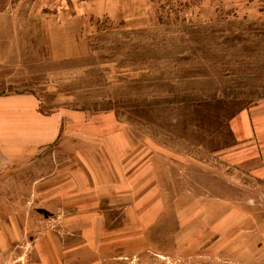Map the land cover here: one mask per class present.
<instances>
[{"label": "rangeland", "instance_id": "1", "mask_svg": "<svg viewBox=\"0 0 264 264\" xmlns=\"http://www.w3.org/2000/svg\"><path fill=\"white\" fill-rule=\"evenodd\" d=\"M0 11V101L65 111L42 143L1 119L0 264H264V185L216 156L264 102V0Z\"/></svg>", "mask_w": 264, "mask_h": 264}, {"label": "crops", "instance_id": "2", "mask_svg": "<svg viewBox=\"0 0 264 264\" xmlns=\"http://www.w3.org/2000/svg\"><path fill=\"white\" fill-rule=\"evenodd\" d=\"M6 26H8V15L0 11V38L5 35ZM64 114L65 111L41 114L36 99L31 97L8 99L3 103L0 101V122L2 119L11 132L19 135H14L19 137L17 141L30 139L42 143L56 140L60 135L59 126ZM230 132L233 143L221 150L222 152H218L216 155L218 161L224 166L247 171L256 181L264 185V102L241 110L231 118ZM108 161L113 170L112 158Z\"/></svg>", "mask_w": 264, "mask_h": 264}, {"label": "trees", "instance_id": "3", "mask_svg": "<svg viewBox=\"0 0 264 264\" xmlns=\"http://www.w3.org/2000/svg\"><path fill=\"white\" fill-rule=\"evenodd\" d=\"M161 20V19H160ZM99 24V23H98ZM110 28V27H109ZM108 28V25L107 24H99L98 25V29H97V31L98 32H103L104 30H107V29H109ZM205 40V39H204ZM204 40L203 39H201L200 40V43H203L204 42ZM92 45V44H91ZM90 49H91V51H93V46L92 47H90ZM186 75H188L189 77H197V76H199V75H196V73L195 72H187L186 73ZM210 104H206L205 106H209ZM110 110H112V111H114V108H110ZM116 114V113H115ZM237 114V112L231 117V118H233L235 115ZM230 118V119H231ZM202 120H203V116H202ZM202 122V121H201Z\"/></svg>", "mask_w": 264, "mask_h": 264}]
</instances>
